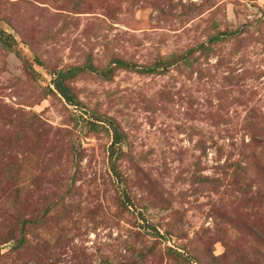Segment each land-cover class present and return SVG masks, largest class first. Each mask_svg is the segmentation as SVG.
Masks as SVG:
<instances>
[{"label":"rangeland","instance_id":"rangeland-1","mask_svg":"<svg viewBox=\"0 0 264 264\" xmlns=\"http://www.w3.org/2000/svg\"><path fill=\"white\" fill-rule=\"evenodd\" d=\"M0 264H264V0H0Z\"/></svg>","mask_w":264,"mask_h":264},{"label":"trees","instance_id":"trees-1","mask_svg":"<svg viewBox=\"0 0 264 264\" xmlns=\"http://www.w3.org/2000/svg\"><path fill=\"white\" fill-rule=\"evenodd\" d=\"M122 64H124L123 62H120ZM127 65L128 67H132L133 65H130V64H125ZM57 88L60 90V91H63V87L61 86V83L60 82H57Z\"/></svg>","mask_w":264,"mask_h":264}]
</instances>
